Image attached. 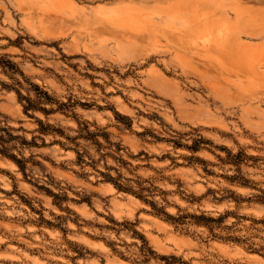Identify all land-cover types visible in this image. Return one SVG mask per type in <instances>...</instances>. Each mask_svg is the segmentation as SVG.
I'll use <instances>...</instances> for the list:
<instances>
[{"label": "rangeland", "instance_id": "1", "mask_svg": "<svg viewBox=\"0 0 264 264\" xmlns=\"http://www.w3.org/2000/svg\"><path fill=\"white\" fill-rule=\"evenodd\" d=\"M263 199L264 0H0V264H264Z\"/></svg>", "mask_w": 264, "mask_h": 264}, {"label": "trees", "instance_id": "2", "mask_svg": "<svg viewBox=\"0 0 264 264\" xmlns=\"http://www.w3.org/2000/svg\"><path fill=\"white\" fill-rule=\"evenodd\" d=\"M41 92V94H39V95H41V96H43V97H46V98H48V96H47V93H46V91H40ZM19 93V96L21 95L20 94V92H18ZM21 98H25L23 95H22V97ZM39 102V101H38ZM38 102H36V103H32L30 100H28L27 101V104H23V108H24V111L25 112H27L29 109H40V110H42V111H44L45 113H50L51 111H53V109H51V108H46V107H44V106H41V105H39L38 104ZM116 114L119 116L120 114L119 113H117L116 112ZM40 121V120H39ZM41 122V121H40ZM48 125H50V124H48ZM41 126H42V123H41ZM48 129L45 127H43V129H41V132H48L47 131ZM68 138V137H67ZM78 152V151H77ZM7 156H9L10 158H12L13 160H15L16 162H20V160L16 157V155L14 154V153H5ZM107 181H111L113 184H114V186L118 189V190H129V188L128 187H126V186H123L121 183H119L118 181H114L113 180V177H110V178H108L107 179ZM145 187H142V189H144ZM132 193L134 194V195H136V197H138V198H141V199H143V200H145V201H148V202H150L153 206H154V203H153V201L152 200H150V199H148L147 198V194H143V193H141V191H132ZM264 200V199H263ZM157 210H161L160 208H158ZM162 212H163V214H165V218L166 219H176V217L175 216H173L171 213H169V212H167V211H163L162 210ZM193 216H195V217H202V218H205L206 220H216V221H219V220H221L222 219V217L223 216H218V217H211V216H205L204 214H199V215H195V214H192ZM142 237V236H141Z\"/></svg>", "mask_w": 264, "mask_h": 264}, {"label": "crops", "instance_id": "3", "mask_svg": "<svg viewBox=\"0 0 264 264\" xmlns=\"http://www.w3.org/2000/svg\"><path fill=\"white\" fill-rule=\"evenodd\" d=\"M55 145V144H54ZM66 151H70V149H66ZM101 185H99V187L102 188V190L100 191L103 195H107L109 196L110 198V202H112V200L115 202V204H117V201L120 200L117 196H114L112 191H109L108 188L112 186H114L111 182L109 181H102L100 182ZM107 188V189H105ZM112 189H116V187H111ZM107 190V191H106ZM118 191V189H116ZM135 198L137 199V197L135 196ZM80 206L82 208H86L87 209V212L90 213L91 212V206L86 203V202H81ZM88 216V215H87ZM90 240V244H99L100 242L103 243V241H101L99 238H94V237H90L89 238ZM104 244V243H103ZM109 258L111 260H113L114 262H116L117 264H133L129 259L127 258H122L116 254H111L109 255ZM86 260L88 261H91V262H95V263H99L101 261V259L95 255V254H90L89 257L85 258ZM103 263H107V261H103Z\"/></svg>", "mask_w": 264, "mask_h": 264}]
</instances>
